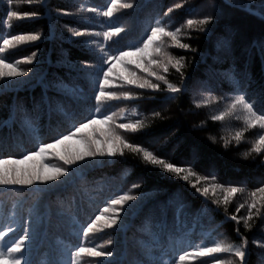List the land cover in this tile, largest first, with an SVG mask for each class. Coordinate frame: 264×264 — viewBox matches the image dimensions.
I'll list each match as a JSON object with an SVG mask.
<instances>
[{
    "label": "snow or ice",
    "instance_id": "1",
    "mask_svg": "<svg viewBox=\"0 0 264 264\" xmlns=\"http://www.w3.org/2000/svg\"><path fill=\"white\" fill-rule=\"evenodd\" d=\"M14 2L48 7V0H6V20L0 19V53L15 49L17 45L41 40L39 32H3V25L9 21L39 18L36 12L20 13L13 10ZM225 3L231 7H241L233 3V0H225ZM137 6L132 0H109L104 9L80 5L77 14L91 13L104 18L100 22L101 30L69 26V36L66 39L88 52L92 60L73 61L65 56L62 66L67 68V73L64 77H56L54 81H47L46 75L37 70L36 65L40 63L37 58L38 49L27 57L16 59L14 63L9 56L0 57V91L15 90L19 86H40L42 89L40 99L33 100L31 109L18 104L7 121H0L2 128L5 124L18 120L21 127L30 134L32 143L31 148L19 153V159L11 155L0 156V189L11 192L16 197L12 202L11 212L0 214V264H33L26 253L30 251V246L42 244L47 238L48 231L53 226L54 215L56 226L66 230L68 240L58 242L61 245L59 255L62 258L52 257L47 264H81L85 256L98 258L96 264H184L188 257L211 258L201 260V264H233L232 261L219 258L217 254H228L236 258L238 264H248L247 239L242 238L239 244L227 242L225 238L196 243L194 246H191L192 242L189 240L197 228L203 229L202 221L205 218L209 223L213 222L212 213L216 210L210 204H215L218 208L223 203L227 212V205L232 197L245 191L246 181H242L240 185L219 182L214 171L215 165L211 163L206 175L198 173L193 165L203 157L196 144L188 146L186 163L178 165L146 147L129 142L122 133H140L149 125L145 119L140 118L142 114L135 107H119L118 111H112L119 103L140 100L145 92L136 90L167 93L162 103L174 101L179 95L187 94L189 87L183 82L190 77L184 71L185 57L173 55L168 49L196 52L189 43L182 42V35L191 39L184 30L194 29L211 39L215 34L219 15L188 18L173 30L170 21L166 22L163 17H169L174 8L182 7L177 3L174 8H167L163 17L146 24L139 39L122 43V34L126 35L129 29L110 21L119 10L134 9ZM258 8V12L254 11L250 0L242 10L264 22V0H260ZM61 14L71 15L67 11ZM231 35V29H226L224 34L216 36V50L223 55L213 57L215 63L230 62L226 70L214 73L220 77L221 82L228 84L229 92L222 96L214 95L219 83L213 84L211 77L207 81H197L203 98L195 106L200 108L224 102V110L213 115L211 119L224 121L225 118H235L242 121L243 129L237 130L233 136L239 143L246 130H264V85L252 94L247 91L253 83L249 69L254 58H259L264 73V24L260 37L244 50L243 63L239 70L236 65L240 58L235 54ZM20 64L33 67L29 71H23L18 67ZM170 69L179 74L183 86L170 82ZM151 98L155 99L154 96ZM257 102L261 105L259 109ZM153 114L160 116L159 112ZM130 117L137 119L132 121ZM45 118L47 124L43 125L41 122ZM117 119L121 122L117 123ZM65 124L68 125L66 128L63 127ZM45 128L54 133L52 142L45 141ZM210 139L215 142L214 138ZM73 144L76 146L73 147ZM9 147L11 145L8 138L0 136V152ZM126 151L141 157L147 167L163 173L166 177L178 179L195 191L186 194L183 189L177 188L167 195L166 200H161L159 196L167 194L166 189H152L136 194L133 190L141 188L142 185L134 183L129 191L116 195L105 206L98 207V214L81 219L82 209L77 197L81 200L89 197L91 206L90 193L99 190L90 187L100 183L90 181V173L109 164L121 162L116 158H123ZM251 153L264 155V131L258 134L250 151L243 153L242 158L247 159ZM49 156H55L62 164L44 163ZM37 158L40 160L37 161ZM28 162H32L31 166L23 167ZM258 184L249 193L248 199L236 207V213L246 209V214L226 217L235 222L238 235L241 223L245 230H251L250 222L254 217H260L264 224V216L261 215V209H264V177L258 180ZM217 191L222 194V201L216 196ZM210 192L213 198L209 203ZM24 195L31 196V203L26 209ZM188 195L204 198L194 213L189 211L191 202L187 199ZM18 210L26 212V216L17 219ZM170 210L173 213L171 219ZM137 219L140 220L139 226L134 223ZM134 227L140 235L134 236L132 248L127 253L115 249L102 251L105 244L110 247L114 245L115 241L111 237L95 247L85 243L90 234L103 232L105 229H114L116 233L127 237L128 231ZM72 237L79 238L80 243L73 244ZM184 244H189L190 249L180 247Z\"/></svg>",
    "mask_w": 264,
    "mask_h": 264
},
{
    "label": "trees",
    "instance_id": "2",
    "mask_svg": "<svg viewBox=\"0 0 264 264\" xmlns=\"http://www.w3.org/2000/svg\"><path fill=\"white\" fill-rule=\"evenodd\" d=\"M180 1L139 0L136 8L124 11L119 10L114 14L110 22L126 27L122 20L125 18L130 19L132 27L126 35L122 34L124 36L122 43L134 42L139 39L146 24L154 22L155 18L163 17V12L167 11V8L174 7L173 4H177ZM206 1L208 0H191L190 4L186 1L182 3L181 8L177 9V11L179 10V15L180 12H183L181 15L183 14L184 20L182 19L179 22L180 24L188 18L198 19L208 14L219 15L215 34L211 39H207L204 33L197 32L194 29L184 30L188 32L191 39L182 35V42L189 43L192 48L197 50L196 52H187L179 49L172 50L173 55H183L185 57L186 68L184 71L190 79L185 80L183 84L188 85V93L179 95L178 99L174 101L162 103L163 97L167 93H151L150 91L142 90V92H145L142 98L131 103L142 114L140 118L145 119V122L149 126L140 133L125 134H127L129 142L146 147L158 156L178 165L186 163L185 157L188 146L196 144L199 146L203 157L193 165L198 173L206 175L208 165L211 163L215 165L214 171L219 182L240 185L242 181H246L244 185L245 191L242 193L238 192L232 197L231 202L227 205V212L224 210L225 206L223 203L218 208L215 204H210L211 208L216 210L212 213L213 222L209 223L207 218H205L202 221L203 229L197 228L196 232L189 237V240L192 242L191 246H194L196 243H206L225 238L227 242L239 244L242 238H244L248 241L246 255L248 264H264V224L261 223V218H253L250 222L251 230H245L243 223H241L239 225V235L236 232L237 225L235 222L226 219V217H230L233 214L238 216L246 214V209H241L239 213H236V207L248 199L249 193L259 186L258 180L264 177V163H262L264 155L251 153L247 159L242 158V154L250 151L254 141L258 138V134L264 130H260L259 128L248 129L244 132L241 141L237 143L233 139V136L237 130L243 129L244 125L242 121L235 118H225L224 121H213L211 119L213 115H217L224 110V102L200 108L195 106L196 102L203 98L201 89L197 87V81H207L211 77L213 84L219 83V87L214 95L222 96L229 92L228 84L221 82L220 77L214 75L215 72L226 70L230 63L229 61H225L224 63L214 62L213 57L223 55L216 50V36L224 34L226 29H231V38L236 50L235 54L240 58L237 60L236 65L239 70L243 63L244 50L252 41L260 37L264 22L258 19L257 16L249 15L246 11L242 10L243 6L248 5L250 0H233V3L241 6L239 8L229 6V4L225 3V0ZM124 2H129V0H124ZM108 3L109 0H48V7L46 8L36 4H17L14 2L12 6L13 10L20 13L36 12L39 18L9 21L3 25V32L5 34L39 32L41 40L19 47L17 45L15 49H7L5 53H0V57L9 56L14 63L16 59L27 57L32 51L38 49L37 57L40 63L36 67L38 71L46 75L47 81H54L56 77H64L67 73V68L62 66L65 56L73 61L91 62L92 60L88 52L74 46L71 40L66 39L69 36L67 28L72 26L80 29L101 30L100 22L104 20V18L96 17L95 14L91 13L77 14V8L80 5H86L104 9ZM207 3L212 5L211 8H214L210 10V13L199 9L201 5ZM251 4L253 10L258 12L260 0H251ZM187 5L190 8L182 11ZM7 8L6 0H0V19L6 20L5 10ZM63 11H67L71 15H62ZM171 14H169V17H163V19L166 22L170 21ZM179 23L170 21V26L174 30V27L180 25ZM201 57L204 59L202 60ZM18 67L23 71H29L33 66L20 64ZM249 71L253 83L247 91L249 94H252L253 91H259L261 85H264V73H262L258 57L254 58ZM168 79L178 86H183L179 74L175 73L172 69H170ZM41 94L42 89L40 86L27 88L19 86L15 90L0 91V121H7L11 111L18 104H23L26 108L31 109L33 100L38 101ZM51 94L50 91L49 95ZM153 96L155 99L151 98ZM122 104L124 106L128 105V109L132 108L130 107V102L119 103V105ZM256 106L257 109L261 107L259 102H257ZM117 109L118 107H113L112 111H117ZM154 112H159L160 116H154ZM135 119L137 117H130L132 121ZM119 122L121 121L119 120ZM41 123L46 125L47 119L45 118ZM67 126L65 124L63 127L66 128ZM53 135L54 133L49 132L47 128L44 129V139L46 142H52ZM0 136L7 137L11 145L5 151L0 152V156L11 155L13 158L19 159V153L32 147L30 134L26 129L21 127L18 120L11 121L0 128ZM18 137L19 140L17 139ZM210 137L214 138L215 142ZM72 146L75 147L76 145L73 144ZM56 151H59V149ZM116 159L121 162L109 164L90 173V181L100 182L99 185L92 184L90 187L98 188L99 190L98 192L90 193L91 206H89V197H85L83 200L79 196L77 197V202L82 209L81 219H86L89 215L94 216L98 214V207L105 206L108 200L126 192L123 191L125 184L140 183L142 187L133 190L136 194L152 189H166L167 194L159 196L161 200H166L167 195H170L177 188L183 189L186 194H191L195 191L190 185L178 179L166 177L163 173L147 167L142 162V158L135 154L126 151L123 158L117 157ZM39 160L40 158H37V161ZM44 163L61 165L62 161L58 160L55 156H49L45 158ZM31 164L32 162H28L23 167H30ZM216 196L222 201L223 196L219 191H217ZM212 198L213 194L210 192L209 203ZM15 199L16 197L13 193L0 189V214L4 212L10 213L12 202ZM187 199L191 202L189 211L194 213L201 206V201L204 198L198 195L193 198L188 195ZM24 201L26 209L31 203V196L24 195ZM172 215L173 213L170 210L169 219L172 218ZM261 215L264 216V209H261ZM21 216H26V212L18 210L17 219ZM0 218H2V215H0ZM134 223L136 226H139L140 220L137 219ZM52 224L53 226L49 229L48 236L43 243L30 246V251L26 253L33 261V264H47V261L52 257L57 259L62 258L59 255L61 245L58 242L61 240L67 242L68 234L65 229L56 226L55 215L53 216ZM139 235L140 233L136 232L135 227L128 231L127 237L121 233H116L114 229H105L103 232L90 234L85 243L88 246L95 247L105 243L111 237L115 241L114 245L110 247L105 244V247L101 250L115 249L118 252L127 253L132 248L134 236L139 237ZM71 242L79 244L80 239L72 237ZM180 247L190 249L189 244H184ZM217 255L225 261H236V258L228 254ZM209 259L211 258L188 257L184 261V264H201V260ZM97 260L98 258L85 256L81 264H96Z\"/></svg>",
    "mask_w": 264,
    "mask_h": 264
},
{
    "label": "rangeland",
    "instance_id": "3",
    "mask_svg": "<svg viewBox=\"0 0 264 264\" xmlns=\"http://www.w3.org/2000/svg\"><path fill=\"white\" fill-rule=\"evenodd\" d=\"M188 2L189 4L191 3V0H181L180 2H177V3H179V4H181L182 5V3L183 2ZM132 2H136V4H138L139 3V0H132ZM206 2H211V0H208V1H206ZM185 4V3H184ZM173 5H175V4H173ZM173 5H171V6H173ZM191 6V5H190ZM212 7V5L211 4H203V5H201L200 6V10H206L207 12H209L210 13V10H212V9H214V8H211ZM174 8V7H173ZM188 8H190L189 7V5H187L186 6V8H184V10H182V11H186ZM208 9V10H207ZM120 11H124V9H121ZM179 11V10H178ZM177 11V9H175L174 8V13H172L171 15V18H170V21L171 22H174V23H179L182 19L184 20V17L181 15V13H183V12H180V15H179V12ZM213 12V11H212ZM131 13V12H130ZM187 16H189V15H187ZM181 18V19H180ZM126 20L128 21L127 23H126ZM124 23H125V25H126V28L127 29H130L131 30V27H132V25H131V21H130V19L128 20L127 18H125L124 20H122ZM176 21H178V22H176ZM130 22V23H129ZM180 24V23H179ZM19 46H21V45H18L17 47H19ZM172 50H174V48H169L168 49V51L170 52V53H172L173 54V52H172ZM38 58V57H37ZM142 91V90H141ZM144 91V90H143ZM130 107H133V105H132V103H130ZM119 107H128V105L127 106H124V104H122V105H118V108ZM117 111H118V109H117ZM117 123H119V119H117V121H116ZM124 136H125V138L127 139L128 138V136H127V134H125V133H122ZM132 184H134V183H131V184H125L124 185V188H123V191H127V190H129L130 188H131V185ZM233 262V264H238V261L236 260V261H232Z\"/></svg>",
    "mask_w": 264,
    "mask_h": 264
}]
</instances>
